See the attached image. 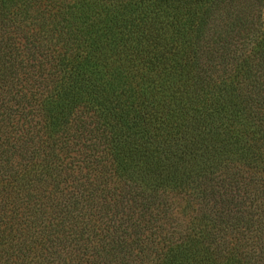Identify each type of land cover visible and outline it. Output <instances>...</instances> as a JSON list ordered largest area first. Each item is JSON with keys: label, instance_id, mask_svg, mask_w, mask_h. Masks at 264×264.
I'll return each mask as SVG.
<instances>
[{"label": "trees", "instance_id": "trees-1", "mask_svg": "<svg viewBox=\"0 0 264 264\" xmlns=\"http://www.w3.org/2000/svg\"><path fill=\"white\" fill-rule=\"evenodd\" d=\"M0 264H264V0H0Z\"/></svg>", "mask_w": 264, "mask_h": 264}]
</instances>
